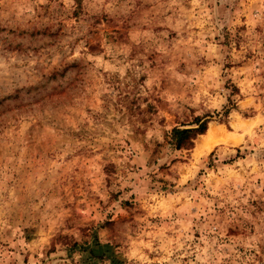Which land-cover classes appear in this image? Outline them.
Returning <instances> with one entry per match:
<instances>
[{
	"label": "rangeland",
	"instance_id": "obj_1",
	"mask_svg": "<svg viewBox=\"0 0 264 264\" xmlns=\"http://www.w3.org/2000/svg\"><path fill=\"white\" fill-rule=\"evenodd\" d=\"M0 264H264V0H0Z\"/></svg>",
	"mask_w": 264,
	"mask_h": 264
},
{
	"label": "trees",
	"instance_id": "obj_2",
	"mask_svg": "<svg viewBox=\"0 0 264 264\" xmlns=\"http://www.w3.org/2000/svg\"><path fill=\"white\" fill-rule=\"evenodd\" d=\"M231 108H227L225 114L228 115L231 111ZM202 119H196V123H198V127H190V128H181L175 127L170 132V143L176 149H190L194 145V140L198 135L204 134L208 128V120L201 122Z\"/></svg>",
	"mask_w": 264,
	"mask_h": 264
},
{
	"label": "bare ground",
	"instance_id": "obj_3",
	"mask_svg": "<svg viewBox=\"0 0 264 264\" xmlns=\"http://www.w3.org/2000/svg\"><path fill=\"white\" fill-rule=\"evenodd\" d=\"M218 132L216 128H212L209 130V133L203 138L201 142V146L211 148L213 144L217 141Z\"/></svg>",
	"mask_w": 264,
	"mask_h": 264
}]
</instances>
